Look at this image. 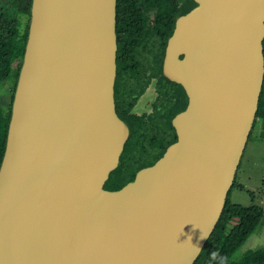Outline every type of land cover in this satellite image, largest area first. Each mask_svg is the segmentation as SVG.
Masks as SVG:
<instances>
[{
	"label": "water",
	"instance_id": "obj_1",
	"mask_svg": "<svg viewBox=\"0 0 264 264\" xmlns=\"http://www.w3.org/2000/svg\"><path fill=\"white\" fill-rule=\"evenodd\" d=\"M164 74L178 139L118 190V0H33L0 165V264H195L215 231L264 90V0H193Z\"/></svg>",
	"mask_w": 264,
	"mask_h": 264
},
{
	"label": "trees",
	"instance_id": "obj_2",
	"mask_svg": "<svg viewBox=\"0 0 264 264\" xmlns=\"http://www.w3.org/2000/svg\"><path fill=\"white\" fill-rule=\"evenodd\" d=\"M1 1L3 0H0V3ZM10 1L13 4V13L0 5V86L14 78V89H16L26 50L33 0ZM195 6L196 3L193 0H118L119 56L129 54L140 37L147 30H151L152 27H149L147 23L155 21L153 26L157 30L162 28L165 35H170L174 29L176 18L188 13ZM150 12L153 15L149 14ZM21 17L28 18L24 29H22ZM17 61L20 62L19 68L14 70V64ZM13 99L14 94L6 108L0 106V165L7 143ZM258 119L264 120L263 93L256 120ZM252 134L253 132L249 142ZM118 178L111 177L106 188H118V185H121L118 183ZM236 185L235 181L222 217L195 264H264L263 251L249 253L241 262L232 260L235 253L261 227L264 220V210L260 206L252 204L249 207H244L232 203V192L236 189ZM250 198L252 199L251 195ZM213 253L216 254L215 258H213Z\"/></svg>",
	"mask_w": 264,
	"mask_h": 264
},
{
	"label": "flooded vegetation",
	"instance_id": "obj_3",
	"mask_svg": "<svg viewBox=\"0 0 264 264\" xmlns=\"http://www.w3.org/2000/svg\"><path fill=\"white\" fill-rule=\"evenodd\" d=\"M154 24L155 21L147 23L151 30L148 27L129 54L119 56L118 50L116 108L130 124L131 135L121 165L111 174L119 177L121 185L114 189L105 186L108 190H118L133 181L142 169L154 165L164 155L178 139L173 121L189 105L184 87L164 74L168 40L174 29L165 35L161 26L157 30Z\"/></svg>",
	"mask_w": 264,
	"mask_h": 264
},
{
	"label": "rangeland",
	"instance_id": "obj_4",
	"mask_svg": "<svg viewBox=\"0 0 264 264\" xmlns=\"http://www.w3.org/2000/svg\"><path fill=\"white\" fill-rule=\"evenodd\" d=\"M1 7L13 13L10 0H3ZM22 29L26 27L28 18L21 17ZM20 62L14 64V70ZM15 79H9L0 86V106L6 108L15 92ZM264 95V90H263ZM251 141L245 150L237 174L236 189L232 192V203L249 207L252 204L264 210V120H256ZM252 196V199L250 198ZM256 251L264 252V220L261 227L245 242L233 256L234 262H241L246 255Z\"/></svg>",
	"mask_w": 264,
	"mask_h": 264
},
{
	"label": "clouds",
	"instance_id": "obj_5",
	"mask_svg": "<svg viewBox=\"0 0 264 264\" xmlns=\"http://www.w3.org/2000/svg\"><path fill=\"white\" fill-rule=\"evenodd\" d=\"M212 255H213V258H215V255H216V254H215V253H213Z\"/></svg>",
	"mask_w": 264,
	"mask_h": 264
}]
</instances>
